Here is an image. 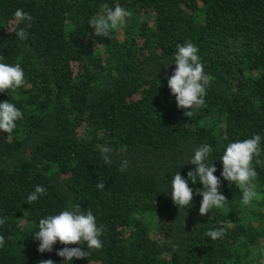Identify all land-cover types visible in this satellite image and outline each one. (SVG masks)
<instances>
[{"label":"trees","instance_id":"obj_1","mask_svg":"<svg viewBox=\"0 0 264 264\" xmlns=\"http://www.w3.org/2000/svg\"><path fill=\"white\" fill-rule=\"evenodd\" d=\"M105 4L132 13L111 38L89 25ZM18 8L33 17L26 41L15 34L25 27ZM189 41L212 77L191 118L167 83ZM0 57L25 73L21 88L0 93L23 112L11 134L0 130V264H65V245L41 253L34 233L75 205L102 226L103 248L85 245L89 256L71 264H264V167L255 165L259 198L244 206L220 160L229 143L264 137V0H0ZM204 143L229 203L200 215L201 183L189 181L194 198L181 210L170 193ZM37 185L46 194L29 205ZM219 228L222 238L205 235Z\"/></svg>","mask_w":264,"mask_h":264},{"label":"clouds","instance_id":"obj_2","mask_svg":"<svg viewBox=\"0 0 264 264\" xmlns=\"http://www.w3.org/2000/svg\"><path fill=\"white\" fill-rule=\"evenodd\" d=\"M13 15L16 25L22 23L25 25L15 31L16 37L20 41H26L28 39L27 29L31 27L33 17L20 8L16 9ZM131 16V11L120 5H116L113 9L105 4L102 5V12L91 18L89 25L95 30L96 36L111 38L113 31L124 26ZM198 52V47L191 41L182 46L178 45L173 58L175 70L167 81L171 93L176 98L177 106L185 110L184 115L188 118L193 117L198 110L207 106L205 97L212 81V77L204 71V65L200 61ZM2 61L3 57H0V93L15 92L25 84V73L19 63L12 65ZM21 119H23V112L15 104L8 101L0 102V130L11 134L17 127L16 122ZM262 141L264 137L255 134L251 138L229 143L220 158L223 164L221 176L240 189L241 204L244 206H251L253 200L259 198L255 183L258 176L255 165L264 167V160L260 158L264 153ZM99 150L104 163L111 165L113 150L106 146L100 147ZM212 151L211 145L201 144L188 161L195 165V169L187 173L188 179H184L179 172L172 178L170 195L180 210L191 205L194 198V191L189 186V181L192 184L199 182L203 185L202 189H197L195 192L196 195L202 196L200 215H206L214 208L220 209L228 205L227 198L219 191L221 180L214 175L217 168L214 164L215 160L210 159ZM128 166L129 161L126 159L121 161L119 171L125 172ZM96 187L103 190L105 184L99 182ZM46 191L45 187L37 185L35 190L28 195L27 203L31 205L36 202L46 194ZM6 219V217L0 219V225H3ZM38 228L39 230L34 233L35 239L40 242L38 251L52 252L53 246L59 241L65 247L57 251L56 255L63 257L65 264L69 262L71 264L74 258H87L90 252L85 250V245L90 250L103 248V242L100 239L103 233L102 226H97L95 216L91 211L86 213L81 211L80 205L69 206L59 214L48 215L40 219ZM224 234V228L210 229L205 233L212 240L220 239ZM4 244V237L0 236V247ZM68 245L78 246L68 247ZM39 264H55V262L47 259L41 260Z\"/></svg>","mask_w":264,"mask_h":264}]
</instances>
